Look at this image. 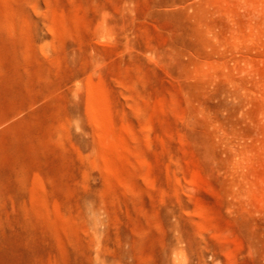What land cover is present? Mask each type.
Here are the masks:
<instances>
[{
	"label": "rangeland",
	"instance_id": "rangeland-1",
	"mask_svg": "<svg viewBox=\"0 0 264 264\" xmlns=\"http://www.w3.org/2000/svg\"><path fill=\"white\" fill-rule=\"evenodd\" d=\"M0 264H264V0H0Z\"/></svg>",
	"mask_w": 264,
	"mask_h": 264
}]
</instances>
